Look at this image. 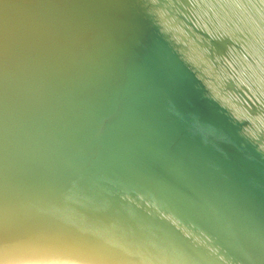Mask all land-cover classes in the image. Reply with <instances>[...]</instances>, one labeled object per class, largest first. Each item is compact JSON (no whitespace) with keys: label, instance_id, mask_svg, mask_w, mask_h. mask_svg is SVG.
Instances as JSON below:
<instances>
[{"label":"bare ground","instance_id":"obj_1","mask_svg":"<svg viewBox=\"0 0 264 264\" xmlns=\"http://www.w3.org/2000/svg\"><path fill=\"white\" fill-rule=\"evenodd\" d=\"M0 264H264V0H0Z\"/></svg>","mask_w":264,"mask_h":264}]
</instances>
